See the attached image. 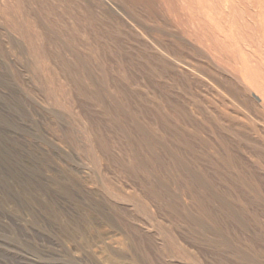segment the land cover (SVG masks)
Masks as SVG:
<instances>
[{
	"label": "rangeland",
	"instance_id": "374dc122",
	"mask_svg": "<svg viewBox=\"0 0 264 264\" xmlns=\"http://www.w3.org/2000/svg\"><path fill=\"white\" fill-rule=\"evenodd\" d=\"M264 0H0V264H264Z\"/></svg>",
	"mask_w": 264,
	"mask_h": 264
},
{
	"label": "bare ground",
	"instance_id": "6f19581e",
	"mask_svg": "<svg viewBox=\"0 0 264 264\" xmlns=\"http://www.w3.org/2000/svg\"><path fill=\"white\" fill-rule=\"evenodd\" d=\"M254 87L258 89L260 92H262L261 100L264 101V84H262L258 79H255Z\"/></svg>",
	"mask_w": 264,
	"mask_h": 264
}]
</instances>
